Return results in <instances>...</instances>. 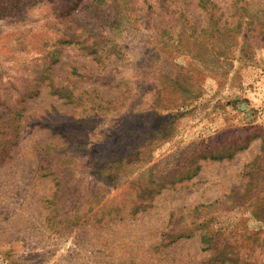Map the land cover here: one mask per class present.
<instances>
[{
	"label": "rangeland",
	"instance_id": "374dc122",
	"mask_svg": "<svg viewBox=\"0 0 264 264\" xmlns=\"http://www.w3.org/2000/svg\"><path fill=\"white\" fill-rule=\"evenodd\" d=\"M0 264H264V0H0Z\"/></svg>",
	"mask_w": 264,
	"mask_h": 264
}]
</instances>
